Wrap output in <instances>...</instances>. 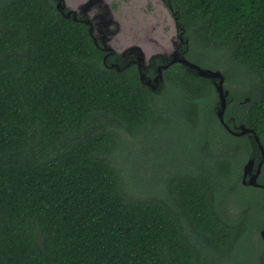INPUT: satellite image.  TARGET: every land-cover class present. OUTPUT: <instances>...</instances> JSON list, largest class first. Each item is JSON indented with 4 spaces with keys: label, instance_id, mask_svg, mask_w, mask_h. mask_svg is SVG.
Listing matches in <instances>:
<instances>
[{
    "label": "trees",
    "instance_id": "16d2710c",
    "mask_svg": "<svg viewBox=\"0 0 264 264\" xmlns=\"http://www.w3.org/2000/svg\"><path fill=\"white\" fill-rule=\"evenodd\" d=\"M168 3L184 57L223 70L224 122L264 153V0ZM103 56L52 0H0V264H264V188L241 183L261 154L211 81L176 63L151 91ZM126 138L172 147L155 193L132 192Z\"/></svg>",
    "mask_w": 264,
    "mask_h": 264
},
{
    "label": "rangeland",
    "instance_id": "374dc122",
    "mask_svg": "<svg viewBox=\"0 0 264 264\" xmlns=\"http://www.w3.org/2000/svg\"><path fill=\"white\" fill-rule=\"evenodd\" d=\"M84 1L86 0H75V3L84 4ZM65 2L69 8L75 9L68 0ZM93 14L113 19L104 35L99 32V28H94L96 38L99 40V37L103 36L106 46L119 56L127 54L134 46L139 47L145 66L151 56L161 54L168 57L179 43V33L177 28H174L164 0H100L94 3L88 14L89 18H92L91 22L97 23L99 19H93ZM200 67L216 70L212 67ZM217 71L222 73L223 70ZM167 146L161 142H137L126 138L125 148L117 157L121 169L130 172V188L134 194L142 196L155 193L162 186V177L175 169L176 165L167 160L172 151V147ZM238 206L229 202V213L238 212ZM257 236L258 233L255 232L252 240L255 241Z\"/></svg>",
    "mask_w": 264,
    "mask_h": 264
},
{
    "label": "water",
    "instance_id": "95a60500",
    "mask_svg": "<svg viewBox=\"0 0 264 264\" xmlns=\"http://www.w3.org/2000/svg\"><path fill=\"white\" fill-rule=\"evenodd\" d=\"M53 1H56L55 8L65 19H72L74 21L77 20L76 15L72 11L64 12V8H65L64 0H53ZM84 24L89 26L88 33L91 36L93 43L96 46H98V38H96L94 34V28L92 26L91 21L90 20L84 21ZM178 38H179L178 45L176 46L174 51L167 57L166 62L157 66V70H156L157 73L153 79H148L146 77L143 71L144 63H145L144 56L142 52L139 54L138 62L136 63H137L140 82L145 86H147L151 91H156L159 84L162 82V71L168 68L170 65L176 63L183 65L185 68L195 73L197 76L210 80L218 96V109L216 111V116L220 121V123L229 133L233 134L234 136L240 137V136L250 135L253 138L254 142L256 143L261 154L259 160H256L255 158H250L244 164L242 168L241 183L246 186L264 188V185H260L257 182L264 158V153L259 138L256 136L253 130L246 128L243 124L234 126L233 129H230L223 120V115L227 105V96H228V91L225 90L223 87L224 76L222 75L221 72L217 70L212 71V70L203 69L200 66L186 60V58L183 55L184 52L180 51L182 45L186 44V42H184L182 38V32L178 34ZM101 50L108 51L109 47H107L104 44V47H102ZM106 57L107 55L103 56V63L105 62ZM108 68L111 69L115 68L117 71H119L117 65H113ZM260 235L262 240L264 241V225H263V229L260 232Z\"/></svg>",
    "mask_w": 264,
    "mask_h": 264
},
{
    "label": "flooded vegetation",
    "instance_id": "af4514ba",
    "mask_svg": "<svg viewBox=\"0 0 264 264\" xmlns=\"http://www.w3.org/2000/svg\"><path fill=\"white\" fill-rule=\"evenodd\" d=\"M65 1L66 0H64V3H65L64 12L72 11L76 15V19H77L76 21H79V22L84 24V21H87V20L91 21L92 20V18H89L88 14L90 12V9L94 5V3H96L99 0H86V1H84V4L82 2L81 4H77V5L75 3V0H68V2L71 5L75 6V9L69 8ZM53 2L56 4V1H53ZM164 2H165V5H166V10H167V12L170 15V19L173 22L174 28H177V32H178V28L179 27H178V23L176 21L175 14L171 11L169 3H168V0H164ZM92 16H94L93 19H99V21L97 23L91 22L93 28H99V32L104 35L105 32L107 31V28H109V25L113 22V19L111 17L106 18L107 16H104V15H96V14L94 15L93 14ZM84 25L86 26V28H89L88 25H86V24H84ZM101 28H105V30H102ZM103 43L105 44L104 37L103 36L99 37L98 45L100 47V50H101L102 47H104ZM180 51L183 52V49L180 48ZM102 53H103L104 56L107 55V57L105 59V62H104V64H106L107 67H111L113 65H117L119 70H120L121 68L127 67L129 65H134L137 68V63L136 62H138V57H139V54L141 53V51H140L139 47H135L134 46V47L131 48V50H129L127 52V54L119 56L118 54H116L114 52V50H112L109 47L108 51H102ZM155 59L159 60L158 62L164 63V62H166L167 57L164 56V55H161V54H157V55L151 56L149 58L148 65L145 66V63H144L143 71H144L145 75H146V73L148 72L149 69L151 70L152 74H154L152 77H148L146 75V77L148 79H153L156 76V73H157L156 70H157V66L158 65L156 66L154 64V60ZM113 69H115V68H113ZM234 126H233V128H234Z\"/></svg>",
    "mask_w": 264,
    "mask_h": 264
}]
</instances>
